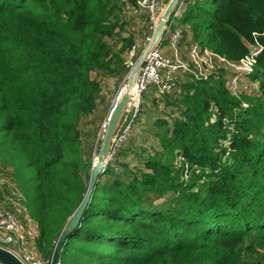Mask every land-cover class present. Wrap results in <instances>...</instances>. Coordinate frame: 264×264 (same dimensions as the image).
Here are the masks:
<instances>
[{"label": "trees", "instance_id": "trees-1", "mask_svg": "<svg viewBox=\"0 0 264 264\" xmlns=\"http://www.w3.org/2000/svg\"><path fill=\"white\" fill-rule=\"evenodd\" d=\"M121 2L0 0V164L27 197L45 260L90 181L79 125L102 91L91 74H116L133 45L124 39L114 53L107 41L118 35ZM183 23L193 41L231 60L247 54L253 33L264 46V0H196ZM185 77L178 95L181 81L163 95L178 117L155 121L158 146L142 149V167L122 162L125 142L98 175L61 264H264V49L258 90L241 99L225 73ZM179 157L200 175L186 180Z\"/></svg>", "mask_w": 264, "mask_h": 264}, {"label": "built area", "instance_id": "built-area-1", "mask_svg": "<svg viewBox=\"0 0 264 264\" xmlns=\"http://www.w3.org/2000/svg\"><path fill=\"white\" fill-rule=\"evenodd\" d=\"M165 1L135 0L134 9L147 14L143 62L133 83L135 93L139 97L153 85L158 87L161 94L170 93L178 83V76L183 75L190 77L193 81H208L213 75L225 73L226 88L237 99H241L243 93L251 94L258 90L259 84L253 80L252 76L264 49L259 33L252 34V40L247 44V54L239 60L221 56L197 41L192 40L184 46L185 38L191 37L189 27L183 23L184 13L187 6L196 0H178L169 21L162 28L158 40L154 42L155 33L167 6ZM185 49L187 53L183 56ZM136 51L137 46H133L131 59L136 56ZM135 67L132 63L128 66L131 71ZM139 105L133 109L126 107L122 114L119 123L123 127L117 134V138L113 139L109 162L130 136ZM212 110L214 117L218 115L216 108ZM223 123L227 130H233L228 119H224ZM230 141V136L223 141V147L226 149L225 160L231 156ZM176 164L183 167L186 180L189 179L191 173L197 175L201 173L199 168L185 163L184 158H177ZM107 165L104 166L103 171L107 169ZM0 194L4 195V206L0 207V250L13 257L18 264H52L51 257L45 260L39 254L38 223L31 216L27 197L15 181L11 171L2 166H0ZM0 264L5 263L0 261ZM56 264H61L60 260Z\"/></svg>", "mask_w": 264, "mask_h": 264}, {"label": "rangeland", "instance_id": "rangeland-1", "mask_svg": "<svg viewBox=\"0 0 264 264\" xmlns=\"http://www.w3.org/2000/svg\"><path fill=\"white\" fill-rule=\"evenodd\" d=\"M170 1L171 0H166V5H168ZM134 6L135 0H123V2H121V10L118 13L120 23V27L117 29L118 35L114 39H107V41L113 47L114 53H120V49L124 44V39L132 38V47L137 46L136 56L131 59V47L121 54L123 64L115 62L113 67L117 71L116 74L110 75L101 71H94L91 74L92 79L100 83L102 91L98 96L97 108L94 113L83 119L79 125L84 160L91 165L97 161V153L102 145V138L107 129L110 112L117 98L119 97V100H121L124 97L125 85L128 83V74L131 71L128 66H130L131 63L136 66L144 52L143 43L147 33L145 24L147 22V14L134 9ZM191 41L192 38L187 36L183 45L187 46ZM186 53V49L183 50V56L186 55ZM178 81H181V83L178 84V87L175 89L176 92L170 94V96L178 95L179 87L181 84L185 83V81H188V79H186L185 76H178ZM122 89L123 93L121 94ZM148 91L151 93L158 92L160 102L157 105H153V107H147L144 104L145 93L140 97V105L138 113L132 123L131 134L123 146V149L127 150L128 156L123 159L122 162L129 163L132 168L142 167L141 159L144 160L145 157L148 156V154H143L142 149H147L150 152L151 148L158 146V142L153 133V131L156 130V128H153L155 121L158 119H166L172 124L173 119L178 117V111L175 108L165 105L163 100L164 94L159 92L157 86L153 85L149 87ZM127 107L128 109H133L135 105L129 104ZM118 126L113 138L114 140L123 127L120 123ZM0 166L2 165L0 164ZM181 167L182 166L179 168ZM192 174L193 173L190 174L189 179ZM103 179L104 181L107 180L106 177ZM173 196L174 194H169V197Z\"/></svg>", "mask_w": 264, "mask_h": 264}, {"label": "water", "instance_id": "water-1", "mask_svg": "<svg viewBox=\"0 0 264 264\" xmlns=\"http://www.w3.org/2000/svg\"><path fill=\"white\" fill-rule=\"evenodd\" d=\"M178 0H171L170 3L167 5L164 15L162 17L161 23L155 33L154 37V42H156L161 34L162 28L167 24L169 21L174 8L177 4ZM143 62V57L140 58V61L136 65V67L131 71L129 77H128V83L126 86L131 87L134 83L136 74L138 70L141 67V64ZM125 88V87H124ZM123 93V89L121 91V94ZM120 94V95H121ZM130 98V92H127L124 97L119 100V97L116 100V103L114 104V107L112 111L110 112V115L108 117V123H107V129L105 131V135L102 140V145L100 147L98 156H97V161L92 165L91 167V173H90V181L88 184L87 192L85 194L83 203L79 207V209L75 212L71 222L67 226V228L62 232L60 235L59 239L57 240L53 253L51 255V263L56 264L59 261V250L60 246L64 242V240L67 238L69 233L73 230L77 222L79 221L81 215L83 214L84 210L87 208L93 191L95 187V183L97 180V177L100 173L103 172V168L106 164L109 162V152L110 148L112 146L113 138L116 133V129L118 127L119 121L121 119L122 114L124 113L128 102ZM0 261L5 263V264H18L17 261L11 257L9 254L6 252L0 250Z\"/></svg>", "mask_w": 264, "mask_h": 264}, {"label": "crops", "instance_id": "crops-1", "mask_svg": "<svg viewBox=\"0 0 264 264\" xmlns=\"http://www.w3.org/2000/svg\"><path fill=\"white\" fill-rule=\"evenodd\" d=\"M166 4V1H165ZM145 93L144 104L147 107H153V105H157L160 102L158 92H149L148 90ZM143 93V94H144ZM4 206V195L0 194V207Z\"/></svg>", "mask_w": 264, "mask_h": 264}, {"label": "bare ground", "instance_id": "bare-ground-1", "mask_svg": "<svg viewBox=\"0 0 264 264\" xmlns=\"http://www.w3.org/2000/svg\"><path fill=\"white\" fill-rule=\"evenodd\" d=\"M127 92H130V98L127 106H129V104H134L137 107L140 103V97L138 96V94L135 93L134 85H132L131 87L126 86L123 95H125Z\"/></svg>", "mask_w": 264, "mask_h": 264}]
</instances>
